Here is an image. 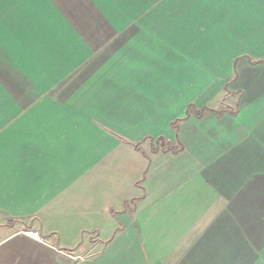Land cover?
<instances>
[{"label": "crops", "instance_id": "obj_1", "mask_svg": "<svg viewBox=\"0 0 264 264\" xmlns=\"http://www.w3.org/2000/svg\"><path fill=\"white\" fill-rule=\"evenodd\" d=\"M0 72V264H264V0H0Z\"/></svg>", "mask_w": 264, "mask_h": 264}, {"label": "snow or ice", "instance_id": "obj_2", "mask_svg": "<svg viewBox=\"0 0 264 264\" xmlns=\"http://www.w3.org/2000/svg\"><path fill=\"white\" fill-rule=\"evenodd\" d=\"M110 38V37H109ZM16 87L19 89L21 94V101L23 100V93L25 90L26 85L13 81L10 78L6 79L5 74L0 72V91L4 89H11ZM27 238L22 237L20 240H16L15 238L12 239V244L23 247L30 251H34L37 254H41L45 252V249L41 246L40 240L35 235H32L30 232L25 233ZM5 246H7V242H4Z\"/></svg>", "mask_w": 264, "mask_h": 264}, {"label": "rangeland", "instance_id": "obj_3", "mask_svg": "<svg viewBox=\"0 0 264 264\" xmlns=\"http://www.w3.org/2000/svg\"><path fill=\"white\" fill-rule=\"evenodd\" d=\"M199 2H200V0H194V4L196 5V4H199ZM172 127L174 128V129H176V124L174 123L173 125H172ZM156 147H154V146H152L151 148L153 149V148H158V146H160V145H163V148L164 149H167V150H170V149H174V148H172L171 146V144L170 143H168V142H161V143H158V141L156 142ZM171 145V146H170ZM161 150H163L162 148H161ZM37 234V233H36Z\"/></svg>", "mask_w": 264, "mask_h": 264}, {"label": "trees", "instance_id": "obj_4", "mask_svg": "<svg viewBox=\"0 0 264 264\" xmlns=\"http://www.w3.org/2000/svg\"><path fill=\"white\" fill-rule=\"evenodd\" d=\"M162 149H163L164 151L167 150V149H164L163 147H162ZM157 150H158V149H155V148L152 149V151H154V152L157 151Z\"/></svg>", "mask_w": 264, "mask_h": 264}, {"label": "bare ground", "instance_id": "obj_5", "mask_svg": "<svg viewBox=\"0 0 264 264\" xmlns=\"http://www.w3.org/2000/svg\"><path fill=\"white\" fill-rule=\"evenodd\" d=\"M31 234L36 236V234H35V233H31Z\"/></svg>", "mask_w": 264, "mask_h": 264}]
</instances>
